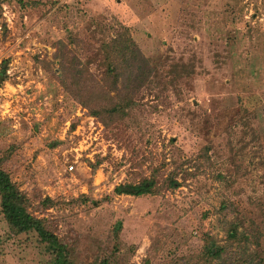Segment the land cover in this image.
Segmentation results:
<instances>
[{"label": "rangeland", "instance_id": "1", "mask_svg": "<svg viewBox=\"0 0 264 264\" xmlns=\"http://www.w3.org/2000/svg\"><path fill=\"white\" fill-rule=\"evenodd\" d=\"M23 1L0 6V157L12 149L4 169L75 262L107 256L121 221L112 264H208L201 239L223 243L241 216L258 237L249 251L264 259V0ZM121 28L156 71L140 87L119 84L113 100L134 104L102 120L80 102L86 95L62 87L60 55L75 57L99 90L101 44ZM66 79L74 91L71 69ZM152 177L153 196L38 208L45 197L101 198ZM173 179L178 187L167 188ZM41 247L34 235L9 237L0 213V264H48Z\"/></svg>", "mask_w": 264, "mask_h": 264}, {"label": "trees", "instance_id": "2", "mask_svg": "<svg viewBox=\"0 0 264 264\" xmlns=\"http://www.w3.org/2000/svg\"><path fill=\"white\" fill-rule=\"evenodd\" d=\"M16 1L22 7L26 6L23 0H0L2 3H12ZM117 31L115 37L108 42L101 44L100 50L103 56L104 74L103 84L99 90L94 91L92 77L85 67H74L77 59L75 57L68 58L63 53L60 55L59 68L61 71L60 83L64 90L80 98L86 95L88 101L82 102L85 108L90 109L94 117L103 120H114L125 115V109L134 104L133 99L125 95L121 102H115L113 99L117 97L119 84L123 83L124 89L128 86L140 87L145 84L155 73V68L142 55L138 45L125 28ZM62 48L65 46L62 42H58ZM69 45L74 46L72 37L69 38ZM63 49H61L62 51ZM2 74H5L3 64L0 65ZM73 72V80L76 87L73 90L67 83V73L69 70ZM84 82V83H83ZM86 85L82 88L81 85ZM114 92V97L111 93ZM100 99H104L105 105L100 103ZM79 100V99H78ZM95 100V103L101 104L99 107L90 108L89 103ZM105 122V120H104ZM206 155L207 152L205 151ZM12 155V149L4 152L0 157V213L7 227L9 237H20L34 235L41 248L50 256L48 264H77L72 257L71 250L67 243L61 239L50 227L46 218H40L32 213V201L28 194L22 190L12 179L10 173L4 169V162ZM206 157V156H205ZM96 165H91V171L95 173ZM178 183L170 180L167 188L175 189ZM159 188L156 187L155 179H143L138 183H122L113 188V190L101 197L94 198L91 195H80L77 199L70 202L45 197L39 202L38 208L44 210L52 207H60L63 205H81L87 209H96L105 203H110L118 196L143 197L158 194ZM222 208H225L223 206ZM122 230V222L117 221L112 229L114 245L107 256L100 261L88 264H112L113 258L118 256L120 248V233ZM225 240L220 243L215 237L206 235L201 241L203 242L199 251V260L207 261L208 264H264L261 258L263 253L249 251L248 244L256 242L258 237L252 235L244 228V217H238L235 221H230L224 227ZM132 248V252H133Z\"/></svg>", "mask_w": 264, "mask_h": 264}, {"label": "built area", "instance_id": "3", "mask_svg": "<svg viewBox=\"0 0 264 264\" xmlns=\"http://www.w3.org/2000/svg\"><path fill=\"white\" fill-rule=\"evenodd\" d=\"M72 169H73V167H72V166H70V167H69V170L71 171Z\"/></svg>", "mask_w": 264, "mask_h": 264}]
</instances>
